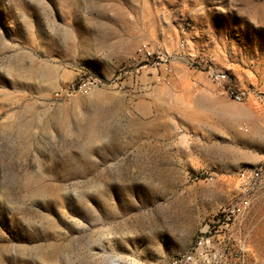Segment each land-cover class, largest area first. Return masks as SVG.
<instances>
[{
  "label": "rangeland",
  "instance_id": "rangeland-1",
  "mask_svg": "<svg viewBox=\"0 0 264 264\" xmlns=\"http://www.w3.org/2000/svg\"><path fill=\"white\" fill-rule=\"evenodd\" d=\"M83 73L104 85L55 98ZM259 124L264 0H0V264H171L245 198ZM216 239L264 264V189Z\"/></svg>",
  "mask_w": 264,
  "mask_h": 264
},
{
  "label": "built area",
  "instance_id": "built-area-1",
  "mask_svg": "<svg viewBox=\"0 0 264 264\" xmlns=\"http://www.w3.org/2000/svg\"><path fill=\"white\" fill-rule=\"evenodd\" d=\"M137 54L144 57L152 66L163 65L165 74H171L172 67L167 61V54H157L147 43L141 44ZM211 80L221 83L226 81L228 75L223 70L210 69L208 71ZM166 82L167 77H162ZM104 85L103 78L93 73H83L76 80L61 86L54 92L56 99H64L77 94L88 95L93 89ZM235 99L241 100L245 92L229 89ZM202 175L204 173H201ZM206 180H212V175H203ZM239 188L245 198H240L223 207L217 213V217L205 227L199 229L196 239L189 249L173 258L171 264H215L218 260L216 249V236H233L234 225L238 218L243 216L253 201L258 199L264 189V160L251 167H244L238 170L236 175ZM214 230L215 234H212Z\"/></svg>",
  "mask_w": 264,
  "mask_h": 264
},
{
  "label": "crops",
  "instance_id": "crops-1",
  "mask_svg": "<svg viewBox=\"0 0 264 264\" xmlns=\"http://www.w3.org/2000/svg\"><path fill=\"white\" fill-rule=\"evenodd\" d=\"M241 147L243 149L241 150L242 154L239 161L248 165L262 162L264 160V125L259 124L254 126L249 138L241 145Z\"/></svg>",
  "mask_w": 264,
  "mask_h": 264
}]
</instances>
